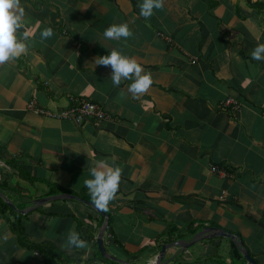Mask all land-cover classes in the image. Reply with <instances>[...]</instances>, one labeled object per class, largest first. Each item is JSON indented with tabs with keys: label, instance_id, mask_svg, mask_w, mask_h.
<instances>
[{
	"label": "crops",
	"instance_id": "0c3cea01",
	"mask_svg": "<svg viewBox=\"0 0 264 264\" xmlns=\"http://www.w3.org/2000/svg\"><path fill=\"white\" fill-rule=\"evenodd\" d=\"M20 3L16 35L28 49L0 62V197L23 210L39 198L86 191L92 206L63 199L16 211L23 241L0 213V264H45L26 242L54 245L80 264H153L163 245L206 227L239 236L264 264V60L251 55L264 43V0H163L150 17L139 15L138 0ZM125 21L131 36L103 35ZM46 27L53 34L45 38ZM112 48L151 73L138 97L127 91L131 81L113 84L111 65L95 64ZM227 98L239 104L235 115L219 105ZM72 99L109 117L76 124L28 108L34 101L56 112ZM100 160L122 169L103 209L84 183ZM103 214L112 234L105 247L118 261L104 259L96 244ZM172 227L178 231L170 234ZM72 230L83 247L67 245ZM232 243L173 246L166 264H247L231 256Z\"/></svg>",
	"mask_w": 264,
	"mask_h": 264
},
{
	"label": "clouds",
	"instance_id": "9594fccd",
	"mask_svg": "<svg viewBox=\"0 0 264 264\" xmlns=\"http://www.w3.org/2000/svg\"><path fill=\"white\" fill-rule=\"evenodd\" d=\"M139 15L150 17L156 8L163 7V0H138ZM24 8L20 0H0V62L19 56L28 49L24 40L18 39L16 30L21 27ZM53 34L51 27H46L41 32L42 37ZM103 35L110 39H119L132 35L129 24L125 22L113 23L108 26ZM251 55L256 60H264V43H258L252 50ZM95 64L111 65V79L113 84L119 85L122 80H129L127 91L134 97L147 91L153 83L150 72L144 71L143 65L134 57L122 53L116 48L109 50L107 54L97 55ZM121 95H125L122 91ZM122 169L106 160H100L98 166L91 169V175L84 183L94 203L99 208H107L113 200L120 186ZM68 246L83 247L86 241L81 238L78 231L72 230L67 236Z\"/></svg>",
	"mask_w": 264,
	"mask_h": 264
},
{
	"label": "water",
	"instance_id": "95a60500",
	"mask_svg": "<svg viewBox=\"0 0 264 264\" xmlns=\"http://www.w3.org/2000/svg\"><path fill=\"white\" fill-rule=\"evenodd\" d=\"M63 199L76 200V201H79V202H82L84 204L92 206L91 202L84 200V199H82L76 195L69 194V193H61V194H57V195H53V196H48L45 198L36 199L33 201L32 204H29L30 206H28L27 208H25L23 210H17L15 208V206L9 202V200L5 199V201L15 211L20 212L21 214H26L27 212L32 211L34 209H37L38 207H40L41 205H43L49 201L63 200ZM103 215L106 217L107 221L105 222V224H103V226L101 227V229L97 235L96 244H97V247H98V250H99L101 256L104 259L118 261V259L116 257H114L108 253V251L105 247V244H104V233H105L106 229L108 228V223H107L108 222V215L107 214H103ZM217 237H223V238H228V239L232 240L233 243L239 249L240 253L243 256V259L246 261L247 264H257L256 261L250 256L247 249L243 246V242L240 240L239 236L232 234L230 232H227L223 229L216 228V227H206V228L196 232L191 237L190 240H179V241H176L175 243H172V244L163 245L160 252L156 256L153 264H166L168 262V260H165V253H166V250L170 247L177 246L178 248H180V252L181 251H187L190 247H192L193 245L197 244L198 242H200L202 240L210 239V238H217Z\"/></svg>",
	"mask_w": 264,
	"mask_h": 264
},
{
	"label": "built area",
	"instance_id": "2783aa9c",
	"mask_svg": "<svg viewBox=\"0 0 264 264\" xmlns=\"http://www.w3.org/2000/svg\"><path fill=\"white\" fill-rule=\"evenodd\" d=\"M72 101L73 104L69 108L61 109L56 112L41 109L36 106L34 101L29 102L28 108L41 116L59 120H71L76 124H81L85 119L95 118L97 120H102L109 117L93 102L85 101L83 99H72ZM219 105L222 109L228 110L234 115L239 111V104L232 98L225 99L220 102ZM210 171L222 176L228 175V171L226 169L219 168L217 166H211ZM104 234V244H106V241H111L112 234L107 232Z\"/></svg>",
	"mask_w": 264,
	"mask_h": 264
},
{
	"label": "trees",
	"instance_id": "16d2710c",
	"mask_svg": "<svg viewBox=\"0 0 264 264\" xmlns=\"http://www.w3.org/2000/svg\"><path fill=\"white\" fill-rule=\"evenodd\" d=\"M58 192H67L66 190H63L57 186H53ZM0 191L4 193L5 189L0 187ZM72 193V192H68ZM5 194V193H4ZM80 198L84 200H89L88 198L90 195L84 192L80 193H73ZM0 213L7 218L10 226L12 229L17 233L19 238L23 241V229L20 223V217L21 215L17 214L15 210H13L1 197H0ZM178 230L175 227H172L169 229V233L172 234L174 232H177ZM26 246L30 249H33L37 251L45 264H80L81 260L78 259H72L68 256H66L59 248L55 247L54 245L51 244H30L26 242ZM245 247V245L243 244ZM231 256L236 259V260H243V256L240 253L239 249L237 246L232 243L231 245V250H230Z\"/></svg>",
	"mask_w": 264,
	"mask_h": 264
}]
</instances>
